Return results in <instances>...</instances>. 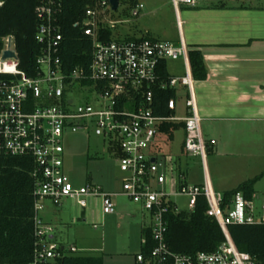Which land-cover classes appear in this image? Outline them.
I'll return each instance as SVG.
<instances>
[{
	"label": "built area",
	"instance_id": "1",
	"mask_svg": "<svg viewBox=\"0 0 264 264\" xmlns=\"http://www.w3.org/2000/svg\"><path fill=\"white\" fill-rule=\"evenodd\" d=\"M124 3L132 16H138L143 3L136 0ZM175 12L180 6L193 7L199 0H169ZM110 0H89L84 18L75 22L91 39L90 61L86 67L74 65L67 72L62 69L60 47L62 33L59 17L63 11L60 0H49L36 7L39 19L34 39L39 45L35 57V71L28 75L18 67L19 60L13 38L3 39L0 51V155L30 157L33 179V234L32 259L24 264H52L65 249L51 238L52 224L44 221L41 212L46 200L59 206L66 199L74 200L85 209L98 199L102 215L115 213L114 196L123 195L139 202L148 215L153 245L147 255L140 250L137 264H255L245 251L231 240L229 224H264V200L253 194L246 198L237 191L228 206L223 208V192L214 190L204 177L200 184H169L164 174L165 159L152 157V148L163 123L182 121L183 150L200 158L205 171V159L214 139L206 140L196 104L195 80L192 76L188 45L178 42L140 36L132 39L103 40L98 34L102 27H112ZM14 50L15 57L2 59V53ZM180 58L184 74L161 79L158 66L162 60ZM173 88L175 97L167 101L173 110L168 115H156L151 104L153 89ZM185 89V114L175 113L179 88ZM84 132L100 136L110 148L117 147V164L123 174L118 191L104 190L100 185L86 183L74 186L64 170V141L66 136ZM152 158L154 161H152ZM183 180L184 176L179 175ZM174 197H183L186 207L180 209ZM199 198L207 205L206 214L221 228L225 242L214 251L185 254L172 251L166 242L167 220L170 213L190 212ZM95 229L100 224L93 223ZM146 243L143 236L141 246ZM69 251H75L71 246Z\"/></svg>",
	"mask_w": 264,
	"mask_h": 264
},
{
	"label": "rangeland",
	"instance_id": "2",
	"mask_svg": "<svg viewBox=\"0 0 264 264\" xmlns=\"http://www.w3.org/2000/svg\"><path fill=\"white\" fill-rule=\"evenodd\" d=\"M125 1L120 0L118 9L110 14V19L114 21L113 38L123 39L130 32L137 33L144 29H150L154 33L164 30L169 35L172 33L174 12L169 0H141L143 8L138 16L131 15ZM182 17L184 18L183 13ZM187 45L193 46L189 45V42ZM166 68L174 77L184 74L180 58H168ZM194 86L198 93V83L195 82ZM179 90L180 97L176 100L177 114L184 116L185 89L180 87ZM199 116L202 119L201 113ZM201 128L206 140L212 138L216 140L214 145L216 151L206 155L215 191L232 189L262 172L264 169L262 124L202 120ZM180 136L181 132L176 131L174 140L170 143L173 154L165 157L167 168L164 174L167 189L169 184L174 186L179 184L181 172H185L187 184H199L202 181L203 172L199 157L188 154L182 159L181 169L176 166L174 154L178 153ZM64 149V170L74 186L86 183L99 185L107 181L114 184L115 188L120 186L123 174L118 169L115 150L100 136L84 132L70 134L65 138ZM104 187V190H108L106 186ZM254 190L259 196L258 200H264V176L255 183ZM113 201L115 213L102 215L98 199L85 209L80 208L71 199L64 200L59 206H54L46 200L41 216L44 221L52 224L55 242L63 245L68 255L101 257L103 264H137L135 256L141 249V226L148 223V215L139 202L132 201L126 196H114ZM174 201L180 209L186 207L183 197H174ZM93 223L100 226L95 229ZM71 246L75 247V251L68 250Z\"/></svg>",
	"mask_w": 264,
	"mask_h": 264
},
{
	"label": "trees",
	"instance_id": "3",
	"mask_svg": "<svg viewBox=\"0 0 264 264\" xmlns=\"http://www.w3.org/2000/svg\"><path fill=\"white\" fill-rule=\"evenodd\" d=\"M49 0H0V51L6 36L13 38L19 64L18 67L28 75L35 71V57L39 45L34 39L39 19L36 7ZM63 11L59 17L62 41L60 56L62 69L67 72L74 65L86 67L90 61L91 39L85 35L75 22L84 18V10L89 0H60ZM136 0L130 1L134 6ZM112 29L100 26L98 34L103 40H111ZM188 59L194 80L206 78L207 69L198 45L188 47ZM161 79L170 76L166 70V60L158 66ZM175 97L173 88L153 89L151 108L156 115H168L173 112L167 107V101ZM178 123H163L162 132L171 135L179 128ZM32 160L30 157L0 155V264H24L32 259L34 247L33 234V179L30 175ZM184 176V173H181ZM264 176L262 172L239 183L236 187L223 191V208L229 205L233 194L240 191L246 198L254 194L255 183ZM184 183L185 180L179 181ZM207 205L199 198L190 212L181 211L167 215L166 242L175 252L193 254L198 251H214L225 236L217 222L206 214ZM227 232L234 245L245 251L255 260V264H264V224H229ZM142 234L146 243L141 251L147 255L153 245L149 228ZM52 264H103L101 257L90 255L72 256L62 254Z\"/></svg>",
	"mask_w": 264,
	"mask_h": 264
},
{
	"label": "crops",
	"instance_id": "4",
	"mask_svg": "<svg viewBox=\"0 0 264 264\" xmlns=\"http://www.w3.org/2000/svg\"><path fill=\"white\" fill-rule=\"evenodd\" d=\"M173 12L174 22L170 35L166 30L154 33L150 29H144L137 33L130 32L123 39L150 36L172 42L182 39L186 44L189 42V45H198L207 69L206 78L195 81L198 83V93L194 86L201 122H256L264 126V0H199L193 7L182 5L177 13L174 8ZM175 113L178 117H183L177 114V105ZM175 123L180 125L179 128L173 130L171 135L165 133L164 136H159L151 152L152 157L158 160L172 155L170 143L174 140L175 132L180 131L178 153L174 155L176 166L181 169L182 159L188 154L183 150V123ZM215 144L209 147L207 154L216 151ZM114 150L118 157V148L115 147ZM202 172V181L206 177L214 188L206 159L205 171L202 168ZM99 185L103 189L106 186L107 191H118L121 181L119 189L108 181ZM254 194L258 196L255 190ZM51 238L55 239L54 231Z\"/></svg>",
	"mask_w": 264,
	"mask_h": 264
},
{
	"label": "water",
	"instance_id": "5",
	"mask_svg": "<svg viewBox=\"0 0 264 264\" xmlns=\"http://www.w3.org/2000/svg\"><path fill=\"white\" fill-rule=\"evenodd\" d=\"M110 3L112 5V9H115L118 5V0H110ZM11 39H8V49L4 50L2 53V59H5L7 57H15V52L12 49H9L10 47ZM154 161V159H152Z\"/></svg>",
	"mask_w": 264,
	"mask_h": 264
}]
</instances>
